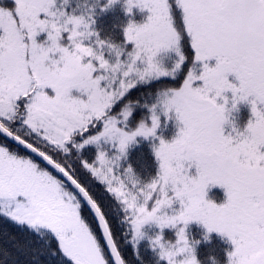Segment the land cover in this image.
I'll use <instances>...</instances> for the list:
<instances>
[{"label": "snow or ice", "instance_id": "6c2138e0", "mask_svg": "<svg viewBox=\"0 0 264 264\" xmlns=\"http://www.w3.org/2000/svg\"><path fill=\"white\" fill-rule=\"evenodd\" d=\"M120 3L0 0V264H150L144 241L154 264H200L193 223L227 264H264V0H124L103 35Z\"/></svg>", "mask_w": 264, "mask_h": 264}, {"label": "trees", "instance_id": "16d2710c", "mask_svg": "<svg viewBox=\"0 0 264 264\" xmlns=\"http://www.w3.org/2000/svg\"><path fill=\"white\" fill-rule=\"evenodd\" d=\"M123 3L124 0H121L120 4H117L112 11L108 12L98 21L99 26L104 29V33H102L103 35H112L116 39L121 38V29L119 26L125 25L129 19L123 10ZM133 13L134 15L132 18L137 22V20L140 19V16L136 11ZM189 55L191 54L189 53ZM248 114V109H242V111H240L238 118L240 125L239 127L244 125L242 122H245L244 120L247 118ZM173 125L174 119L168 121L167 118L162 117L161 127L158 129L157 134L165 140H170L174 136ZM138 139L140 141L139 144L130 149L127 163L131 164L138 174L147 178L149 174L155 175L157 170V162L152 150V141L144 140L143 138ZM213 194L214 193H212V195ZM190 230L192 233V238L199 241V244L196 248V254L200 264H227V253L229 251L226 244L220 239L217 233H211L210 240L206 241L204 236L207 230L202 225L198 227L196 223H193L190 226ZM169 235H171V233H169ZM147 243V241H144L141 244V253L146 262L154 264L151 250H145ZM136 264H139V262H136Z\"/></svg>", "mask_w": 264, "mask_h": 264}, {"label": "rangeland", "instance_id": "374dc122", "mask_svg": "<svg viewBox=\"0 0 264 264\" xmlns=\"http://www.w3.org/2000/svg\"><path fill=\"white\" fill-rule=\"evenodd\" d=\"M134 11H136L137 14L140 16V19H138L137 22H138V23L143 22V20H144V18L146 17L147 13H142V12H140L139 9H134L133 12H134ZM212 63L214 64L215 61H212ZM229 79L232 80L233 82H235L234 77L230 76ZM226 95L229 96V97H231V93H226ZM218 102H219V103H222L223 101H222V100H218ZM242 109H248V110H249V114H248L247 118L244 120L245 122H242V123H244V125H243V126L241 125V127H239L240 125H239V120H238V118H239V115H240V111H242ZM230 119H231V120L237 125V127H238L240 130H243V129L246 127L248 121H249L250 119H252V114H251V108H250V105L245 104V103H241V104L238 106V111L233 112V113L231 114V116H230ZM173 127H174V131H173V135H174V136H173L170 140H167V141H171V140L174 139L175 136L177 135L178 128L176 127V121H175V120H174V125H173ZM231 131H232V126H231V124L226 125V126H225V132H226V134L229 133V132H231ZM193 172H195L194 169H193ZM212 193H214V194L212 195ZM208 199L214 201V202L217 203V204H221V203H223V202L226 200L225 190L222 189V188L219 187V186L212 187V188L209 190V193H208ZM197 226L199 227L200 225L197 224ZM217 235H218V236L220 237V239L226 244L228 251L232 250V247H233V246H232L231 242L227 239V237H223V236H221V235L218 234V233H217Z\"/></svg>", "mask_w": 264, "mask_h": 264}]
</instances>
